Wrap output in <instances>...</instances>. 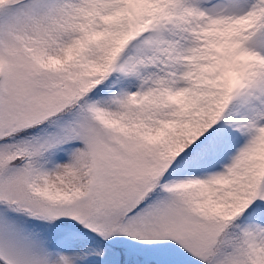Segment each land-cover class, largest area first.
Masks as SVG:
<instances>
[{
	"label": "snow or ice",
	"instance_id": "1",
	"mask_svg": "<svg viewBox=\"0 0 264 264\" xmlns=\"http://www.w3.org/2000/svg\"><path fill=\"white\" fill-rule=\"evenodd\" d=\"M0 264H264V0H0Z\"/></svg>",
	"mask_w": 264,
	"mask_h": 264
}]
</instances>
